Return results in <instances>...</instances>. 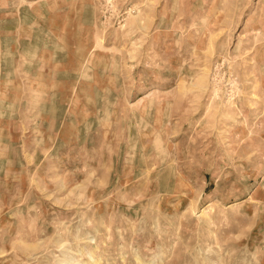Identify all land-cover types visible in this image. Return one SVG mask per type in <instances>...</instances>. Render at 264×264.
<instances>
[{
  "label": "rangeland",
  "instance_id": "obj_1",
  "mask_svg": "<svg viewBox=\"0 0 264 264\" xmlns=\"http://www.w3.org/2000/svg\"><path fill=\"white\" fill-rule=\"evenodd\" d=\"M0 264H264V0H0Z\"/></svg>",
  "mask_w": 264,
  "mask_h": 264
}]
</instances>
